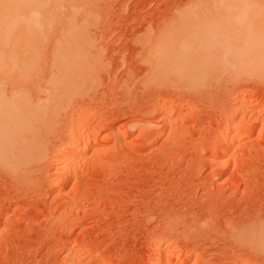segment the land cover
Listing matches in <instances>:
<instances>
[{"label": "rangeland", "instance_id": "1", "mask_svg": "<svg viewBox=\"0 0 264 264\" xmlns=\"http://www.w3.org/2000/svg\"><path fill=\"white\" fill-rule=\"evenodd\" d=\"M74 2L63 4V24L43 34L37 52L57 55L70 21L80 31L76 90L51 101L43 74L56 68L47 64L40 89L21 82L6 92L12 108L0 106V264H69L73 245L76 264H158L148 258L158 249L166 251L163 264H264L256 237L264 224V115L254 111L264 101L256 63L264 57V5ZM239 14L249 21L234 23ZM12 66L0 59V81L18 72ZM236 96L247 103L235 120L249 129L239 137L235 170L229 162L225 171L233 147L217 148L226 126L214 123ZM169 101L172 123L161 108ZM75 108L92 111L85 138L95 148L77 155V176L62 160L81 124L72 122ZM21 145L28 161L19 160Z\"/></svg>", "mask_w": 264, "mask_h": 264}, {"label": "bare ground", "instance_id": "2", "mask_svg": "<svg viewBox=\"0 0 264 264\" xmlns=\"http://www.w3.org/2000/svg\"><path fill=\"white\" fill-rule=\"evenodd\" d=\"M69 1H67L68 4L69 3L71 4L76 0H74V1L72 0L73 2L71 0H69ZM56 2H57V0L56 1L55 0H0V59H5V60L10 61L11 65H13L12 67L16 68L18 70L17 73H11V76L9 78H7V79L3 78V80L0 81V106L1 105L5 106V108H7V109L12 108V106L10 104H8L10 106L5 105V103H11L13 101V96L8 95L6 92L17 89V87L21 84V82L26 83V81H27V82H30L32 84L34 83L33 86L36 85V87H33V88H37V84L42 82V81L40 79H39L40 82L36 81V78L39 76H42V74L44 72H46V70H47L46 68L48 66L47 64L51 65V66H48L49 68L52 67V65H53V69L56 68V70H52L51 73H50V70H48V72H49L48 74H45V73L43 74V76L45 75V82H43V83H45V85H42V86H44V88H46V90L47 89L49 90L48 94H50V95H48V96L51 98V101L55 100V96L58 95V93H59V95H60V93H62V91L66 93V91L68 92L69 89L75 85L74 83H73L74 84L73 85L71 83V81L74 80V78H76L75 81H77V77H78V76L72 77L74 74L72 72L74 70L73 68L76 65L75 59L79 55V54L77 55L76 52L78 50L77 47L79 46L78 44L80 43V41H78V39L76 37H77V33H80V31L78 30L79 32H76L77 30H74V28H73L74 25L69 21L70 20L69 16H67V17H69V20L67 19V17H66V20L69 21L67 23V26H69L71 28L67 30L68 31L67 33L64 29L65 34H64V39L60 42L61 46H59L60 48L56 47V49H58L57 55L56 54H55V56L51 55L52 57H50V58H48L47 56L44 57V56H42V54H40L41 56H39V52H41V50H38V48H40L39 43L43 38V34L48 35V31L50 30V28L53 27L54 25H56L58 22L62 21L61 15H59L61 13H59V12L62 11L61 9H62V7H64V5H63L64 3L66 5H68L66 2H63L61 4L60 0H58V4ZM80 3L78 2V3H75L74 5H77ZM236 3L239 6L243 5V6H248V7L263 6L264 0H236ZM60 5H62V6H60ZM74 5H71V7L70 6L69 7L72 8V6H74ZM69 7H67V8H69ZM73 8H75V7H73ZM72 12L74 13V11H72ZM67 14H69V13L67 12ZM81 15H83V14H81ZM63 18H64V16H63ZM77 18H76V20H77ZM71 19H73V18H71ZM251 20L252 19H250V21ZM262 20L264 21V19H262ZM64 21H65V19H64ZM248 21H249V19L246 18V15L239 14V15H235L233 17V22L236 24H242V23H245ZM65 22H67V21H65ZM61 23L63 24V22H61ZM64 27H62V28H64ZM61 30H63V29H61ZM183 34L184 33L179 34L178 32H176V33L172 34V37L175 39L184 38ZM78 35H80V34H78ZM84 37H85V35H84ZM45 38H46V36H45ZM47 39H48V37H47ZM45 40H42L41 42H43ZM59 40L57 42H59ZM56 45H57V43H56ZM40 46H41V43H40ZM82 47H83V45H82ZM82 47H81V49H82ZM41 48L44 49V47H41ZM37 51H39V52H37ZM81 53H83V52H81ZM51 54H52V52H51ZM80 56H81V54H80ZM78 59L79 58H77V60ZM256 63L258 65V67L260 68V70L264 71V57L256 59ZM11 72H13V71H11ZM77 74H79V71ZM16 76H18V77H16ZM230 76H232V75L230 74ZM35 81H36V84H35ZM5 84L7 85V87L4 86ZM69 86H70V88H69ZM75 87H76V85L73 88H75ZM40 88H41V86L38 87L37 90ZM64 90H66V91H64ZM75 90H76V88L73 91H75ZM47 92L48 91H46V94H47ZM55 92H58V93L56 95H54ZM71 92H72V90H71ZM45 99H48V97H46ZM236 99L238 100L237 96H236ZM57 101H59V100H57ZM246 101L247 100H238L236 102L235 107H232V108L230 107L228 111L222 110L220 118L219 119L217 118V122L215 121L216 123H214L216 126H219L220 124H221V127H222V124L226 126V127H224L225 131H222V135L219 136L220 137L219 141H217V143H216L217 148H220L221 150L222 149L224 150L226 148V150H227V148L229 146L233 147V149L231 150V153L229 154L230 155L229 158H226L224 162L222 161L223 163L221 165V168H222V170L225 169V171L227 168L229 169L231 166V165L229 166V162H232L233 167H231V168H232V170L233 169L235 170L236 165H237V161H236L237 160V151L239 150L240 146L245 141V139H244V141H240L239 137L241 136V134L243 135V133H245L243 131V130H245V128L249 129V128H247L249 126V122H248V124H247V122L245 124L244 120L241 121V119L240 120L238 119V122H236V120H235L236 113H239L237 111L239 109H243L245 107L244 105H245ZM47 102H49V101L47 100ZM263 103H264V101L262 102V104L259 105V107H257L254 110L256 113L255 115H257V117L260 114L264 115V113H262V111H264ZM45 105H47V104H45ZM50 105H51V103L48 104V106H50ZM175 105L176 104L174 103V101H169L167 104H165L164 106L161 107L163 112L167 111V113H169L168 114L169 117L167 116L169 122H171L172 119L174 121V118H170L173 114L171 116H170V114L174 111L173 109H175ZM89 110H87V109L81 110L80 108H78V110H77V108H75V110L73 109V112H71L72 113L71 118L74 120L72 122H75V121L80 122L81 121V124L77 127V130L75 131L76 135H75L74 140H73V138L71 139L73 141V143L75 144V146L72 147L71 150L69 148L67 149L70 151L65 152L64 158L62 160H64V163H65L67 169L74 170L76 176L80 175L83 171L82 164H80L79 163L80 161L78 162L76 159L77 155L79 153H80V155H81V153L85 154V153H87L88 150L93 151V154H94V151H95L94 150L95 148L92 149L91 147L87 146L88 140L86 141V138H85L86 137L85 131H87V132L89 131L91 118L93 116L92 111L91 110L89 111ZM259 117H262V116H259ZM261 119H262V129H263L264 128V116ZM2 124L3 123L1 122V118H0V152L3 151L2 147L5 144L4 141L2 142V136H3ZM249 132H250V130H249ZM249 132H247V135L250 134ZM71 133H72V131H71ZM94 134H96V133L94 132ZM71 135H74V133ZM122 135H124V133ZM83 139H84V142L86 141L85 142L86 144H84L85 146L82 147L81 149H78L77 144H79V143H77V142H80V140H83ZM249 139H247V140H249ZM25 142H27V141H25ZM67 142H70V141H67ZM88 142H90V141H88ZM22 144H24V143H22ZM68 145H70V144H68ZM88 145H91V144L88 143ZM23 147H25V146H22L23 150L20 148V151H19L20 153L18 155V156H20L19 160H21V162H22V160H24V159H22L24 157H25L26 161H28V159H29V158H27V153H26L27 150L24 149ZM76 148H77V150H76ZM208 150H210V149L208 148L205 151H208ZM24 154H26V155H24ZM82 156H84V155H81L80 157H82ZM28 157H29V155H28ZM79 158H78V160H79ZM25 160H24V162H25ZM83 160H84V158H83ZM213 160L216 161L215 159H213V157L211 158V160L209 159V161H213ZM81 161H82V159H81ZM238 161H239V159H238ZM84 165H85V163H84ZM257 229H259V230H257ZM257 229H256V231H258V235H256L257 239L258 240L262 239L264 242V224H260L259 228H257ZM77 248H78L77 246L73 245L72 248L69 249V256H68L69 264H76L78 262V260H77L78 249ZM158 251H160V252H158ZM167 253H168V251H167ZM148 256H149L148 258L150 259L149 261H152L154 263L156 260L158 264H163L164 260H165L164 257L167 256V254H166V251L162 252V250L158 249L157 252L154 251V254L152 253V254H149ZM250 263L248 260H243L241 262V264H250ZM78 264H80V263H78ZM171 264H173V263H171Z\"/></svg>", "mask_w": 264, "mask_h": 264}]
</instances>
